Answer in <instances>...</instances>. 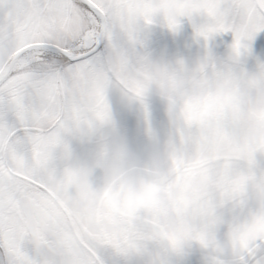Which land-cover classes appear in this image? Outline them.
I'll list each match as a JSON object with an SVG mask.
<instances>
[{"label": "snow or ice", "instance_id": "6c2138e0", "mask_svg": "<svg viewBox=\"0 0 264 264\" xmlns=\"http://www.w3.org/2000/svg\"><path fill=\"white\" fill-rule=\"evenodd\" d=\"M0 264H264V0H0Z\"/></svg>", "mask_w": 264, "mask_h": 264}]
</instances>
